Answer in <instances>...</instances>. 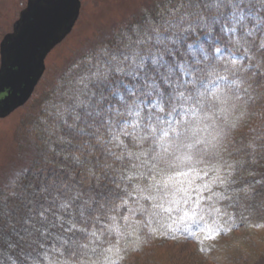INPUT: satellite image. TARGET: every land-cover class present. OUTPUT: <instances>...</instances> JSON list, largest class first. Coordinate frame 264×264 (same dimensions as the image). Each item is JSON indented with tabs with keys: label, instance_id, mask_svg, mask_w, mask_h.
I'll use <instances>...</instances> for the list:
<instances>
[{
	"label": "snow or ice",
	"instance_id": "1",
	"mask_svg": "<svg viewBox=\"0 0 264 264\" xmlns=\"http://www.w3.org/2000/svg\"><path fill=\"white\" fill-rule=\"evenodd\" d=\"M66 3L38 0L39 11L26 30L0 38V75L6 57L26 58L58 27ZM162 3L169 19L179 17L184 23H170L161 31L149 17L150 29L136 28L118 38V47L97 49L104 67L98 65L73 103L58 112L64 132L60 150L71 163L51 169L49 176L66 182L73 167L81 171L64 183L59 199L51 201L53 207L37 203L32 213L39 216L36 223L43 234L50 233L83 255L102 256L105 262L111 260L105 253L113 249L103 248L102 237L120 232L116 221L123 207L128 208L126 221L137 212L152 218L180 212L181 221H194L204 214L224 216L229 206L264 215V184L244 182L241 187L232 177L234 164L243 168V161L227 164L226 175L217 169L210 181L197 184L189 178V171L193 177L200 173L190 163L194 145L188 142L198 135L197 122L211 112L228 111L230 100L239 99L241 85L250 100L264 97V84L258 83L264 77L256 71L264 72V37L257 41L264 32V0ZM230 124L236 128L238 121ZM246 147L251 156L264 154V136L253 137ZM47 194L52 195L51 190ZM96 225H103L102 231ZM53 228L59 231L52 232Z\"/></svg>",
	"mask_w": 264,
	"mask_h": 264
},
{
	"label": "trees",
	"instance_id": "2",
	"mask_svg": "<svg viewBox=\"0 0 264 264\" xmlns=\"http://www.w3.org/2000/svg\"><path fill=\"white\" fill-rule=\"evenodd\" d=\"M149 17L152 24L159 25L161 31H166L170 23H184L179 17L169 19L162 0H155V4L140 10L125 24L112 26L108 48L118 47V38H123L124 33L133 34L136 28L150 29L151 25L147 22ZM261 37H264V32L258 35L257 41ZM72 65L64 70L65 77L60 81L62 90L68 80L77 74L75 71L69 73L68 70ZM84 67L82 63L81 68ZM256 71L259 76L264 77V72ZM258 83L264 84V79ZM254 87L257 91L261 90L259 84ZM56 88L57 85L40 97L42 108L39 114L34 116L29 131L36 139H42L45 135L46 126H42L40 122L42 117L47 116L48 105L55 102ZM237 95L239 99L230 100L226 106L228 108L226 113L211 112L206 119L197 122L195 126L198 135L188 140L194 148L199 147V154L190 163L197 166L200 174L193 177L192 172L189 171V177L194 178L197 184L210 181L217 169L226 175L228 171L226 165L234 161L244 162L243 168L239 163L234 164L236 171L232 173L233 179L237 180L239 186H244V182L254 186H259L257 182L264 184V154H259L258 151L257 155L251 156L248 154L250 150L246 147L253 137L264 136V97L250 100L243 91L242 85ZM231 121H238L236 128L231 127ZM63 134L62 124L61 135ZM203 138L206 140L196 143ZM54 147L61 149L62 146L55 143ZM178 166L184 167L180 164ZM24 175L29 178L28 182H31V177L35 173L33 174L32 169L28 168ZM39 176L35 175L37 178ZM34 186L38 188L39 184ZM236 186L234 184L231 187ZM213 187L219 188L222 185L214 184ZM47 196L48 199L33 196L30 197L31 202L29 199H22L17 204L14 214L19 216V226L14 231L22 235L27 227L26 221L36 223L39 220L33 219L39 217L38 215L32 216V213L37 211V203H42L46 208L53 207L51 201L54 197L48 194ZM134 199L135 196L130 197V203ZM201 203L206 204L207 201ZM148 206L150 202H146V207ZM221 207L224 208L225 205L222 203ZM120 212L121 215L116 221L120 225V232L111 231L110 234L102 237L103 248L113 249V252L105 253L111 258L110 262L104 261L103 264H112V262L114 264H264V248L256 244L257 240L264 244V235H258V230L264 228V215H250L229 206L224 216L204 214L203 219L194 221H181L180 212L164 214L163 218H152L137 212L126 221L123 216L129 214L128 208L123 207ZM28 216H32V219L26 220ZM168 224H172V228H169ZM96 227L102 228L103 225ZM37 228H40L39 224ZM52 232H57V229L53 228ZM115 249L119 251L116 252ZM117 256L119 259L116 258Z\"/></svg>",
	"mask_w": 264,
	"mask_h": 264
},
{
	"label": "clouds",
	"instance_id": "3",
	"mask_svg": "<svg viewBox=\"0 0 264 264\" xmlns=\"http://www.w3.org/2000/svg\"><path fill=\"white\" fill-rule=\"evenodd\" d=\"M103 48L101 46L99 49ZM82 63L85 65L84 68H81ZM98 65L104 67L100 63V56L97 53L88 55L68 70L69 73L75 71L77 74L68 80L63 90L61 83L57 82L55 102L48 105L47 116L42 117L40 122L42 126H46L45 135L42 139L33 137L35 145L33 153L17 158L15 163L7 168L3 158L0 157V264H103L104 262L102 256L91 253L83 255L79 250L68 248L53 235H43V230H38L35 222L26 221L27 227L22 235L14 231L19 226V216L14 214V209L22 199H29V202H31L30 197L33 196L48 199L49 190L53 197L59 199L57 192L63 190L64 183L70 182V178L81 171L80 168L73 167L66 182H61L60 177L49 176L50 169H58L71 163L66 159L64 151L54 147L55 143H60L61 136L62 124L57 122L58 112L63 113L73 103ZM28 168L32 169L33 174L39 172L40 176L37 178L33 175L31 182H28L29 178L21 172L22 169ZM177 168H179L178 164ZM46 176L47 181L44 180ZM37 183L40 185L38 188L34 186ZM87 183V180L83 181L85 186ZM56 184L60 185L59 189L55 187ZM64 195L68 194L64 193ZM33 219L37 220L39 217ZM98 230L102 231L99 228Z\"/></svg>",
	"mask_w": 264,
	"mask_h": 264
},
{
	"label": "rangeland",
	"instance_id": "4",
	"mask_svg": "<svg viewBox=\"0 0 264 264\" xmlns=\"http://www.w3.org/2000/svg\"><path fill=\"white\" fill-rule=\"evenodd\" d=\"M81 10L71 32L54 47L45 58V72L29 102L15 110L8 117L0 119V157L5 168L14 164L17 158L35 151L33 137L29 132L34 116L42 108L40 97L49 93L61 79L64 70L88 55H94L101 46L108 48L112 26L123 25L140 10L155 4V0H80ZM26 0H0V38L11 32L19 12L25 7ZM204 39V37H200ZM197 140L196 143L205 141ZM199 147L189 154L194 159ZM183 165V164H180ZM264 235V228L258 230ZM256 244L264 248L261 241Z\"/></svg>",
	"mask_w": 264,
	"mask_h": 264
},
{
	"label": "water",
	"instance_id": "5",
	"mask_svg": "<svg viewBox=\"0 0 264 264\" xmlns=\"http://www.w3.org/2000/svg\"><path fill=\"white\" fill-rule=\"evenodd\" d=\"M39 11L38 0H27L10 34L26 30L32 15ZM80 11L79 0H67L59 25L50 34L37 42L26 58L13 60L5 58L3 73L0 75V118L6 117L24 105L31 97L44 70V59L50 50L72 30Z\"/></svg>",
	"mask_w": 264,
	"mask_h": 264
},
{
	"label": "bare ground",
	"instance_id": "6",
	"mask_svg": "<svg viewBox=\"0 0 264 264\" xmlns=\"http://www.w3.org/2000/svg\"><path fill=\"white\" fill-rule=\"evenodd\" d=\"M79 1H80V0H79ZM80 10H81V1H80ZM39 82H40V81H39ZM32 96H33V95H32ZM32 96H31V98H32ZM31 98H30V99H31ZM30 99H29V100H30ZM29 100L25 103V105L29 102ZM17 110H18V109H17ZM8 116H9V115H8ZM8 116H7V117H8Z\"/></svg>",
	"mask_w": 264,
	"mask_h": 264
}]
</instances>
